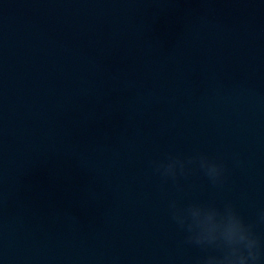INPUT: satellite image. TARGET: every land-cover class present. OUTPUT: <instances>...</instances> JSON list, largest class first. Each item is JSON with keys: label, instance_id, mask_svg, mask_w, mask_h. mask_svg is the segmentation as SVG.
Here are the masks:
<instances>
[{"label": "water", "instance_id": "water-1", "mask_svg": "<svg viewBox=\"0 0 264 264\" xmlns=\"http://www.w3.org/2000/svg\"><path fill=\"white\" fill-rule=\"evenodd\" d=\"M0 264H264V0H0Z\"/></svg>", "mask_w": 264, "mask_h": 264}]
</instances>
